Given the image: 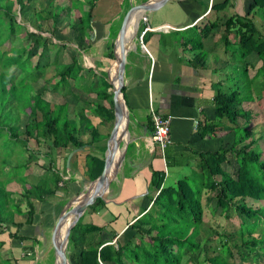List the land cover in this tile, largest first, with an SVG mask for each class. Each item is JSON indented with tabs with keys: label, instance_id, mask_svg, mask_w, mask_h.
Listing matches in <instances>:
<instances>
[{
	"label": "trees",
	"instance_id": "trees-1",
	"mask_svg": "<svg viewBox=\"0 0 264 264\" xmlns=\"http://www.w3.org/2000/svg\"><path fill=\"white\" fill-rule=\"evenodd\" d=\"M252 1L246 15L230 17L221 24L231 73H226L225 81L218 83L213 99L215 120H206L200 128L202 136L216 132L232 134L231 146L201 156L203 180L183 179L175 187L164 188L161 173H152L149 186L156 195L150 196L151 207L132 223L115 215L112 220L115 228L111 231L94 223H83V217L80 218L71 230L67 247L68 257L75 264H264V137L258 133V128L264 127V0ZM95 2L97 0H46L43 8H35L34 0H0V13L3 14L0 22V100L7 98V103H16V110L28 111L24 112L27 121L21 130L17 124L21 114H16L15 121L3 113L5 106L0 104V140L6 139L12 144L13 147L8 146L12 153L14 146L22 145L29 154L26 160L15 161L9 155L1 159L4 167L0 169V229L8 232L10 241L23 244L26 252L30 250L26 243L32 240L18 232L22 226L33 223L35 204L60 203L62 207L67 202L64 197L69 182L63 179L65 166L58 164L61 153L67 148H82L85 135L89 136V145L109 137L99 133L98 126L86 112L84 106L88 103L85 101L74 117L69 114L68 104L47 101L44 94L49 81L55 79L53 90L70 95L76 102L83 99L84 92H93L96 100L108 102L110 108L104 104H88L91 115H97L103 123H112L114 119L112 86L107 73L100 74L99 88V83L87 86L88 89L81 84L84 77L90 76V70L81 66V54L90 47L87 32ZM225 7L227 3L215 10ZM16 11L21 16L31 11L40 25V32L27 31L16 20ZM251 14L258 16L261 30ZM64 17L68 23L61 32L65 28L72 32V44L76 46L72 54L65 44L54 43L42 35L47 33L54 38ZM217 26V22L210 21L202 27L195 25L182 42L184 47L199 52L192 60V64L193 61L199 63V68L205 66L202 42ZM4 28L7 30L5 37ZM16 38L22 39V47H11L18 42ZM62 51L68 52L69 60L61 62ZM115 56L112 41L103 57L112 63ZM251 56L256 57L258 65L247 60ZM47 70H52L54 76L47 79ZM229 75L232 82L227 88L224 84L231 81ZM91 76L97 77L93 72ZM36 84L39 86L35 87ZM258 116L262 123H256ZM12 120L15 123H10ZM249 122L253 126L247 128ZM30 142L34 144L29 145ZM34 155L42 158L45 165L43 173L38 175L39 182L33 184L27 178L36 165L32 162ZM231 160L236 166L234 174L223 167ZM104 165L102 157L87 155L86 178L89 181L98 178ZM21 168L26 169L23 181L17 179ZM11 183L18 185L17 191L9 188ZM58 191L62 193L60 202ZM14 194L19 198H14ZM103 202L97 199L90 209L93 212L103 209ZM211 204L220 210L218 216L238 218L239 230L235 235L219 233L214 228L209 232L202 229L205 209ZM19 216H24L25 221L16 223L15 217ZM124 226L125 239L121 241L124 237L118 233ZM12 227L15 232L11 231ZM104 235L107 236L104 238Z\"/></svg>",
	"mask_w": 264,
	"mask_h": 264
},
{
	"label": "crops",
	"instance_id": "crops-1",
	"mask_svg": "<svg viewBox=\"0 0 264 264\" xmlns=\"http://www.w3.org/2000/svg\"><path fill=\"white\" fill-rule=\"evenodd\" d=\"M146 1L148 0L95 2L90 30L87 32L90 47L81 54V66L87 71L90 70V76L84 77L81 83L85 85V89L93 83H98L103 72L107 73L108 78L112 63L103 55L108 52L110 42L115 43L127 12L133 6ZM252 2V0H168L154 10L132 16L124 37L126 60L123 71V95L129 116L128 130L121 141L119 154L124 157L103 199L107 207H113L112 213L106 208L109 214L101 215L102 211L106 210L99 209L98 215L103 216L104 221L98 226L109 227L108 229L112 231V227L115 228L112 223L115 215H121L123 221L125 219L132 223L147 211L152 205L150 196L156 195L149 186L152 173H161L164 188L175 187L178 181L183 179L200 181L204 177L201 156L230 147L232 134L216 132L202 136L200 128L206 120H215L213 104L215 92L218 83L225 81V70L230 69L223 46L221 24L230 17L246 15ZM225 3L227 7L215 10ZM28 14L33 15L31 11L24 15ZM254 17L259 19L257 15ZM254 17L252 16L255 20ZM62 19L65 20L63 23L66 26L68 19L65 17ZM34 20L38 24L35 18ZM207 21L217 22L218 26L202 42L205 66L199 68V63L193 61L195 67H198L195 68L192 60L199 52L184 47L182 42L192 27L195 25L202 27ZM62 28L59 26L55 32L58 35V42L55 43H61L64 37L67 42L61 44H65L69 54H72L76 50V46L72 44V32L68 28L61 32ZM113 35L116 36L112 38ZM252 58L258 61L254 56L247 60L253 62ZM92 72L97 77L93 78ZM54 84L49 82L44 98L52 104H68L71 117L78 114L84 101L99 106L104 104L110 108L108 102L96 100L93 92L92 94L84 92L81 94L83 98L81 101H73L70 95L54 91ZM88 104L84 107L87 108L86 112L91 116V120L98 126L99 133L110 136L112 129L110 132L107 131L110 125L113 126V121L103 123L97 115H91V107ZM151 109L171 117L169 132L171 144L166 146L163 152L150 137ZM223 122L228 124L225 120ZM88 138L87 135L83 137L85 144L82 148L64 150L58 161L60 167L65 166L63 179L69 182L66 196L68 199L76 197L75 190L83 191V187L90 182L84 173L86 156L93 155L104 159L108 147L109 137L92 145H89ZM53 204H35L33 223L24 225L19 230L18 235L32 240L26 243L30 250L24 251L23 244L17 240L4 242L1 239L3 246L0 247V259L14 261V264H37L50 256L54 264L52 234L62 210L57 211ZM23 221L24 216L15 217L16 223ZM125 229L124 226L123 231L118 233L119 236ZM3 251H8L9 255L3 256Z\"/></svg>",
	"mask_w": 264,
	"mask_h": 264
},
{
	"label": "water",
	"instance_id": "water-1",
	"mask_svg": "<svg viewBox=\"0 0 264 264\" xmlns=\"http://www.w3.org/2000/svg\"><path fill=\"white\" fill-rule=\"evenodd\" d=\"M168 0H148L140 5L133 6L126 14L123 24L116 36L114 48L116 56L112 62L108 73L109 84L112 86L113 99V126L108 140V147L104 154V169L100 176L90 181L83 187L81 195L68 200L62 208V213L58 217L52 234V244L54 250V264H70L67 249L72 228L83 216L88 207L92 206L97 199L103 200L104 194L109 190L111 182L116 177V172L124 157L121 154V141L127 133V122L129 119L126 102L122 92L123 71L126 60L125 32L132 16L154 10L164 5ZM102 188L101 191L98 189ZM91 191V193H90ZM77 202L76 205L73 203ZM71 206V208H70ZM65 227V228H64Z\"/></svg>",
	"mask_w": 264,
	"mask_h": 264
},
{
	"label": "rangeland",
	"instance_id": "rangeland-1",
	"mask_svg": "<svg viewBox=\"0 0 264 264\" xmlns=\"http://www.w3.org/2000/svg\"><path fill=\"white\" fill-rule=\"evenodd\" d=\"M34 6H35V8H43L44 6V4L46 3V0H34ZM15 15H16V20L21 24V25H24V28L27 30V31H31V32H33V33H39L40 32V27H39V25L35 22V20H34V18H33V15L32 14H28V15H23V16H21V15H19V11H16L15 12ZM2 17H3V14L2 13H0V22L2 21ZM255 18V20H254V22H255V24H256V26L261 30V28H260V21L256 18V17H254ZM7 26V25H6ZM63 26H65V23H63L62 25L60 24V28H62ZM40 29V30H39ZM3 31V35H4V37H5V34L7 33V30H5V28H4V30H2ZM66 31V30H65ZM43 36H46V37H49L54 43L57 41V39H58V35H56V37L55 38H52V37H50L48 34H43ZM62 37L63 36H65V35H61ZM20 37H22V36H20ZM68 39V38H67ZM18 40V42H14L13 43V45H11V47L13 46V47H22L23 45H24V42L23 41H21L22 39H17L16 38V41ZM58 42V41H57ZM67 41H65V38L63 37V41L61 42V43H66ZM68 43H70V41L68 42ZM61 62L62 61H67V60H69V55L65 52V51H62V53H61ZM252 60H253V62L255 61L253 58H252ZM259 64V62L258 61H255V66L256 65H258ZM1 67V66H0ZM1 69V68H0ZM229 69V68H228ZM227 69V70H228ZM225 70V72L226 73H231V70ZM10 73H11V71H10ZM50 76H54L53 75V71L52 70H47V73H46V78L48 79V77H50ZM229 78H230V75H229ZM229 80H231V78L229 79ZM56 81V80H55ZM55 81H54V79H51L49 82L53 85L54 83H55ZM54 82V83H53ZM231 82H232V80L230 81V82H228V83H226V84H224V86H226L227 88L228 87H230V85H231ZM99 84L97 85L98 86V88L99 87H101V82L99 81L98 82ZM36 86H38V84H36L35 85V87ZM32 87H33V85H32ZM60 88L61 89H65L66 87H61L60 86ZM223 90H225V89H223ZM58 91H60V90H58ZM64 90H62L61 92H63ZM59 93V92H58ZM3 104L4 106H5V108H4V114H7L9 117H11L13 120H15L16 121V118H17V116H16V114L19 112L20 114H21V119H20V122H18L17 124H18V126L20 127V129L21 130H24V124L26 123V121H27V116L24 114V112H28V111H26L24 108H20L19 110H16L15 109V104L16 103H14L13 101L11 102H8L7 103V98H3V101H1L0 100V104ZM11 103V104H10ZM15 105V106H14ZM14 106V107H13ZM257 112V111H256ZM261 115H262V113H261ZM71 119V118H70ZM13 120L10 122V123H15V121L13 122ZM257 122H259V123H262L263 121L261 120V118H260V116H258V118L256 119V123ZM112 125H110V127L108 128V130L109 131H107V132H110L111 131V129H112V127H111ZM250 126H253V123H251V122H249L248 124H247V128H249ZM100 127V126H99ZM258 133L262 136V137H264V127L262 128V130H260L259 128H258ZM3 134V133H2ZM5 134H3V136H4ZM232 138V136H230L229 137V139H231ZM5 139V138H4ZM29 145L30 144H34L33 142H30V143H28ZM27 144V145H28ZM232 144V143H231ZM231 144H230V146H231ZM26 145V146H27ZM8 146H10V147H13L12 146V144L11 143H9V142H7L6 141V139L5 140H0V169L2 168V167H4V165L2 164V162H1V159H3V158H7V156L6 155H9V158H11V159H14L15 161H18V160H26L27 158H28V153H27V151L24 149V148H22V145L20 146L19 145V147L17 148V147H15L14 146V152L12 153L11 151H10V149L11 148H9ZM25 150V151H24ZM52 159H54V156H52ZM42 158H40L39 156H37V155H34V157L32 158V162H36L35 164V167L33 168V170H32V175L31 176H29L28 178H27V181L29 182V183H37V182H39V180H40V177L38 176L39 174H42L43 173V169H42V167L45 165V161L43 160ZM229 164H225V165H223V167H224V169L225 170H227L230 174L231 173H233L234 174V170H235V168H236V166L234 165V162L231 160V163L230 162H228ZM20 167H22V165H20ZM26 169L25 168H21L20 170H19V173H18V180H20V178L22 179V181L23 180H25L26 178ZM18 186V185H17ZM17 186H16V184L15 183H11L10 185H9V188L10 189H13L14 191H17ZM75 195L76 196H78V195H81V193H82V189H81V191H80V189H76L75 190ZM79 193V194H78ZM57 195H58V199L57 200H59L58 202H60L61 201V199H62V193L61 192H57L56 193ZM61 194V195H60ZM106 194V193H105ZM105 194H104V196H105ZM13 197L14 198H19V196L18 195H16V194H14L13 195ZM64 200H65V197H64ZM66 200H67V202H68V198L66 197ZM66 202V203H67ZM65 203V204H66ZM103 204H104V207H103V209L102 210H106V211H102L103 213H101V215H108L109 214V211L106 209V208H109V207H107V203L104 201L103 202ZM214 204V203H213ZM213 204H211L210 206V208H206L205 209V212H204V224H203V227H202V229L204 230V231H207V232H209L210 231V228H214V229H216L219 233H221V232H226V233H228V234H233V235H235V233L239 230V220H238V218H236V217H233V218H231V219H224L223 217H221V216H218L219 215V213H220V210L219 209H216L215 208V206L213 205ZM73 205H76L75 203H73ZM54 206H55V209L57 210V211H61L62 210V208L64 207V206H62L61 207V205H60V203H55L54 204ZM70 208H71V206H70ZM110 210H111V213H112V210H113V207H110L109 208ZM97 211H99V209L97 210ZM101 215H98V212H93L92 211V209H90V207L87 209V213H84V217H83V219H82V222L83 223H87V224H90V223H94V224H96V225H101L103 222L102 221H104V217L102 216L101 217ZM230 215L232 216V214L230 213ZM99 218H102L103 220H100ZM134 222V221H133ZM82 228V227H81ZM104 228V230H107L109 227H103ZM14 228L12 227L11 228V231L12 232H14ZM110 230V229H109ZM101 232H103V231H101ZM103 233H101V235H102ZM203 234L205 235V232H203ZM90 235H93V234H90ZM90 235H87L88 237V239H90L89 238V236ZM107 235H104L103 237L105 238ZM123 236V235H122ZM255 236H258V233H256L255 234ZM124 237V236H123ZM1 239H3L4 240V242H9V238H8V232L7 231H5V229H0V240ZM124 239H125V237L124 238H122V239H120L121 241H124ZM91 240V239H90ZM213 243H216V241H214ZM0 244H2V242L0 241ZM2 254H3V256H8L9 255V252L8 251H3L2 252ZM10 257H12V255H10ZM69 263L70 264H75V261H72L70 258H69ZM0 264H14V261H11V260H2V259H0ZM37 264H52V262H51V257L49 256L48 258H45L43 261L41 260L40 261V263H37ZM202 264H208V263H202Z\"/></svg>",
	"mask_w": 264,
	"mask_h": 264
},
{
	"label": "built area",
	"instance_id": "built-area-1",
	"mask_svg": "<svg viewBox=\"0 0 264 264\" xmlns=\"http://www.w3.org/2000/svg\"><path fill=\"white\" fill-rule=\"evenodd\" d=\"M144 20H146V18H144ZM141 46L143 47L142 43ZM150 115L152 121V131L150 134L151 140L160 148L161 152H163L165 147L171 144L169 135L171 117L156 113L152 109ZM114 243L115 241L111 244Z\"/></svg>",
	"mask_w": 264,
	"mask_h": 264
},
{
	"label": "bare ground",
	"instance_id": "bare-ground-1",
	"mask_svg": "<svg viewBox=\"0 0 264 264\" xmlns=\"http://www.w3.org/2000/svg\"><path fill=\"white\" fill-rule=\"evenodd\" d=\"M98 190L101 191V188H99ZM90 193H91V191H90ZM75 204H77V202H75ZM64 228H65V227H64Z\"/></svg>",
	"mask_w": 264,
	"mask_h": 264
}]
</instances>
